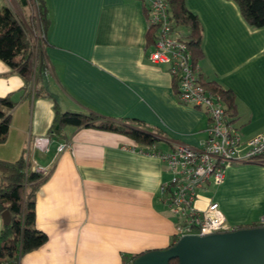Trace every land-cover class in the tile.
Listing matches in <instances>:
<instances>
[{"label":"crops","instance_id":"crops-1","mask_svg":"<svg viewBox=\"0 0 264 264\" xmlns=\"http://www.w3.org/2000/svg\"><path fill=\"white\" fill-rule=\"evenodd\" d=\"M5 1L0 4L23 20L15 0ZM44 1L49 24L41 52L47 72L38 88L48 96L23 90L22 80L0 62V98L14 103L0 161L23 155L48 171L34 203V225L46 241L16 264H127L135 255L166 249L176 220L158 199L159 186L169 179L164 164L114 133L65 126L56 138L50 132L53 107L140 121L159 133V153L198 148L207 118L179 104L166 66L148 61L153 45L146 46L150 28L142 4ZM185 8L202 31L200 74L234 95L231 119L242 141L263 132L264 28H249L225 0H185ZM35 138L47 140L45 150L33 146ZM64 142L68 149L56 153ZM208 202L218 205L231 226L258 222L264 216V165L228 166L219 186L206 184L199 191L196 206ZM2 224L0 217V229Z\"/></svg>","mask_w":264,"mask_h":264},{"label":"trees","instance_id":"trees-1","mask_svg":"<svg viewBox=\"0 0 264 264\" xmlns=\"http://www.w3.org/2000/svg\"><path fill=\"white\" fill-rule=\"evenodd\" d=\"M168 4L169 21L172 29H184V40L191 53L192 61L198 63L202 59L201 40L202 31L195 15L185 8V0H165ZM231 2L237 9L242 21L251 29L264 28V0H225ZM29 27H36L41 32L45 44V33L49 19L44 0H15ZM27 19V20H26ZM31 25V26H30ZM152 29L146 34V46L153 45ZM31 43L26 37L23 23L11 10L0 4V62L8 67L23 82V90L30 88L33 97H47L38 88L42 75L47 72L42 52H33ZM176 88L175 79L171 78ZM204 86L220 95L230 118L234 117V95L231 91L213 82H206ZM177 92V91H176ZM14 103L8 98H0V144L5 141L9 124L10 111ZM231 121H234L231 119ZM70 126L76 129H95L122 135L133 141L144 153L156 143L155 136L159 133L137 120H110L93 112L70 113L59 112L53 107L51 134L56 138L60 130ZM156 151V150H155ZM259 165H264V157ZM48 175H41L35 170L24 156L15 162L0 161V216L7 212L9 220L0 229V264L7 262L16 264L25 254L41 247L46 237L36 230L34 225L35 195L39 187L47 180ZM236 230L248 228H263L258 222L248 225H237ZM173 242L167 247H171ZM133 256L127 264L137 258ZM168 264H177L176 260Z\"/></svg>","mask_w":264,"mask_h":264},{"label":"built area","instance_id":"built-area-1","mask_svg":"<svg viewBox=\"0 0 264 264\" xmlns=\"http://www.w3.org/2000/svg\"><path fill=\"white\" fill-rule=\"evenodd\" d=\"M144 7L146 24L153 32V50L147 59L152 64L166 66L167 74L175 79L176 96L179 104L200 109L207 118L205 137L199 147H176L171 152L159 153L154 146L145 155L159 159L169 175L167 182L158 189V199L175 218L172 237L174 243L185 236L204 237L235 231L229 225L219 207L208 202L203 208L196 206L197 196L206 184L219 186L224 170L239 163H259L264 157V131L242 141L238 130L218 92L204 86L198 63L192 61L191 53L184 40V32L172 29L169 21L168 4L165 0H136ZM33 52L42 50L43 35L36 28ZM47 140L35 138L33 146L45 150ZM134 148L139 149L137 145ZM68 149L60 143L56 153ZM139 153L144 154L142 150ZM35 170L41 175L48 171ZM258 223L264 228V216ZM1 264H9L7 262Z\"/></svg>","mask_w":264,"mask_h":264},{"label":"water","instance_id":"water-1","mask_svg":"<svg viewBox=\"0 0 264 264\" xmlns=\"http://www.w3.org/2000/svg\"><path fill=\"white\" fill-rule=\"evenodd\" d=\"M6 224L7 212L1 214ZM264 264V228L239 229L204 237L185 236L171 247L140 254L131 264Z\"/></svg>","mask_w":264,"mask_h":264},{"label":"rangeland","instance_id":"rangeland-1","mask_svg":"<svg viewBox=\"0 0 264 264\" xmlns=\"http://www.w3.org/2000/svg\"><path fill=\"white\" fill-rule=\"evenodd\" d=\"M3 1H5V0H3ZM5 3H6V1H5ZM15 14H16L17 19H18L20 22L23 23V26H24L25 31H26V37H27L28 41L31 42V43L33 44V43H34V39H35V37H36V36L34 35V33H36V27H29L28 25H26V23H25V21H24V18H23V20H22V18H20V17L17 15L16 12H15ZM180 32H182V33L184 32V34L186 33V32L184 31V29H180ZM201 79H202V81H203L204 83H206L205 80H204V78L202 77V75H201ZM234 124L237 125L235 122H234Z\"/></svg>","mask_w":264,"mask_h":264}]
</instances>
